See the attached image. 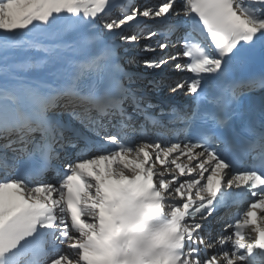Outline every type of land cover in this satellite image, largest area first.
Returning a JSON list of instances; mask_svg holds the SVG:
<instances>
[{"label": "snow or ice", "instance_id": "snow-or-ice-1", "mask_svg": "<svg viewBox=\"0 0 264 264\" xmlns=\"http://www.w3.org/2000/svg\"><path fill=\"white\" fill-rule=\"evenodd\" d=\"M257 90L264 0H0V264H257Z\"/></svg>", "mask_w": 264, "mask_h": 264}]
</instances>
